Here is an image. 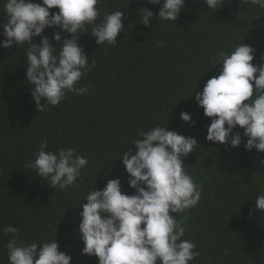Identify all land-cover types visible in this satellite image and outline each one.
Masks as SVG:
<instances>
[{"label": "trees", "instance_id": "1", "mask_svg": "<svg viewBox=\"0 0 264 264\" xmlns=\"http://www.w3.org/2000/svg\"><path fill=\"white\" fill-rule=\"evenodd\" d=\"M4 3L0 0V25L7 23ZM97 7L101 19L120 9L127 17L125 29L115 47L97 46L89 25L88 33L77 34L89 63H95L77 85L89 91L83 96L68 93L51 111L38 112L30 96L26 49L0 47V264H8V237L2 234L7 226L19 228L25 242L56 236L58 250L72 257L71 264H98L97 257L82 254L78 226L87 203L83 200L95 184L102 190L110 179L121 181L123 193L135 194L120 158L128 151L134 154L138 133L156 125L199 144L184 158L187 173L203 186L199 204L188 212L190 231L184 238L200 252L190 264H264V213L250 215L255 196L264 194V153L245 149L239 126V147L208 142L212 118L195 100L219 74L222 65H214L212 57L221 49L231 52L243 41L255 49L253 64H264V8L225 0L213 13L203 0H185L176 23H160L159 5L147 0H101ZM145 7L154 14L149 28L138 20ZM54 31L60 30L45 29L43 35L59 47ZM5 39L0 27V42ZM33 43L39 45L40 38ZM181 112L194 124L182 121ZM43 139L49 150L71 147L88 158L79 188L55 191L27 167Z\"/></svg>", "mask_w": 264, "mask_h": 264}, {"label": "clouds", "instance_id": "2", "mask_svg": "<svg viewBox=\"0 0 264 264\" xmlns=\"http://www.w3.org/2000/svg\"><path fill=\"white\" fill-rule=\"evenodd\" d=\"M101 0H5L7 23L0 25L3 36L0 47L25 48L26 81L38 112L51 111L61 105L68 93L83 96L88 86L77 87L95 67L79 46L86 25L97 46H116L117 37L125 29L124 13L118 9L100 18L97 7ZM159 5L156 19L176 23L185 0H147ZM207 11L220 8L225 0H203ZM240 5H259L264 0H239ZM58 9V12H50ZM154 14L148 8L139 9L138 20L149 28ZM99 20V22H97ZM53 32L56 47L44 36L45 29ZM61 32L71 38L62 39ZM77 34L79 38H77ZM39 37L40 44L33 39ZM25 45H27L25 47ZM163 41L160 42V46ZM255 49L237 44L231 52L221 49L212 57L214 65H222L217 76L205 84L195 100L211 119L206 140L237 148L243 130L245 149L264 153V64L254 65ZM264 59V58H262ZM197 83V80H196ZM41 101H44L42 104ZM51 106V107H50ZM180 119L194 124L187 112ZM135 139L136 152H125L120 158L128 174V185L135 194L122 192L121 181L110 179L102 190H91L79 213L78 234L83 243L82 254L98 258V264H190L200 256L197 245L184 238L190 231L188 212L202 196L203 186L186 171L184 158L199 145L194 137H185L166 126L156 125L139 132ZM88 158L76 154L71 147L49 150L47 139L39 145L27 167L49 187L65 190L79 188V179ZM264 164V161H261ZM82 201V202H83ZM264 213V194L255 196V209ZM143 226V227H142ZM20 229L7 226L2 234L8 264H71L72 257L59 251L56 236L52 240L25 242ZM224 254H227L225 250Z\"/></svg>", "mask_w": 264, "mask_h": 264}]
</instances>
